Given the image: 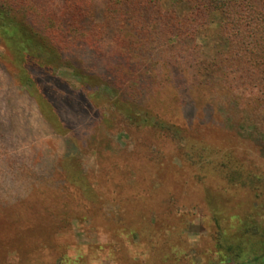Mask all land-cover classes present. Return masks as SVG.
<instances>
[{
  "label": "rangeland",
  "instance_id": "374dc122",
  "mask_svg": "<svg viewBox=\"0 0 264 264\" xmlns=\"http://www.w3.org/2000/svg\"><path fill=\"white\" fill-rule=\"evenodd\" d=\"M20 5L12 15L36 31L63 22L62 0ZM94 5L102 22L105 0ZM118 17L51 69L0 39V264H229L245 239L252 264L264 256V236L244 232L264 228V106L205 78L227 47L217 24L126 55L147 27Z\"/></svg>",
  "mask_w": 264,
  "mask_h": 264
},
{
  "label": "trees",
  "instance_id": "16d2710c",
  "mask_svg": "<svg viewBox=\"0 0 264 264\" xmlns=\"http://www.w3.org/2000/svg\"><path fill=\"white\" fill-rule=\"evenodd\" d=\"M169 1L172 4H167L166 0H105L103 21L99 22L96 17H91L95 15L94 0H62L63 22L47 25L43 33L12 15V10H19L22 6L21 0H0V39L16 49L19 55L37 61L40 68L51 69L54 56H61L79 42L92 46L100 36L113 31V26H117L120 20L118 15L124 16L123 23L135 22L142 29L150 28L156 22L163 24L172 34L169 37L158 35L146 28L140 38L126 37L128 48L121 51L126 55H132V50L149 51L151 45H161V41L170 37L187 38L194 43L197 31L217 24L227 47L217 52L212 65L202 69L205 78L230 91L236 88L250 90L256 95L254 100L264 106V0ZM179 7H187L185 15H180ZM155 121L161 129L174 127L158 118ZM217 222L219 224V220ZM245 226L247 236H264L262 224L260 227L248 222ZM222 238L228 246L223 231ZM245 240L238 241L236 247L228 246L229 264H239L242 260L245 261L242 264H249L246 263L249 255L246 256ZM262 258L254 257L252 264H264V256Z\"/></svg>",
  "mask_w": 264,
  "mask_h": 264
}]
</instances>
